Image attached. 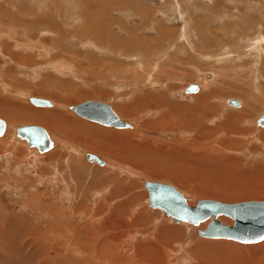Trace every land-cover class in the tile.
Returning <instances> with one entry per match:
<instances>
[{
	"label": "rangeland",
	"instance_id": "obj_1",
	"mask_svg": "<svg viewBox=\"0 0 264 264\" xmlns=\"http://www.w3.org/2000/svg\"><path fill=\"white\" fill-rule=\"evenodd\" d=\"M258 32L264 35V0H0V117L7 123L0 135V264H136L147 254L138 250L142 241L163 251V264H209L229 250L264 248V240L200 236L195 229L204 230L211 218L176 223L150 206L144 186L171 184L191 205L264 201V127L255 124L264 113V75L254 73L264 60L250 63L249 49ZM228 47L237 63L230 55L217 60ZM191 83L199 91L186 93ZM35 97L53 105H35ZM229 97L240 98L242 107L228 106ZM86 100L111 104L132 127L103 125L70 108ZM249 105L256 110L250 113ZM61 107L54 122L76 135L41 116ZM28 124L46 128L57 146L38 153L16 138ZM208 188L215 193L206 194ZM216 242L236 248L221 250Z\"/></svg>",
	"mask_w": 264,
	"mask_h": 264
},
{
	"label": "water",
	"instance_id": "obj_2",
	"mask_svg": "<svg viewBox=\"0 0 264 264\" xmlns=\"http://www.w3.org/2000/svg\"><path fill=\"white\" fill-rule=\"evenodd\" d=\"M198 89L199 86L193 84L186 88V92H195ZM31 101L35 105L50 106L52 104L50 100L39 97L31 98ZM229 102L240 105L239 101L229 100ZM71 108H74L78 115L103 125L117 128L132 126L115 112L111 104L106 102L86 100ZM257 124L264 126V115L259 117ZM5 129L6 123L0 118V135ZM17 134L26 139L30 146H37L41 151L51 148L52 140L43 126L23 125L17 129ZM87 156L89 160H95L100 164L105 163L93 153H88ZM144 186L149 192L150 206L161 209L175 222L198 224L211 217V221L204 230H197L203 237L227 238L243 243L259 242L264 238V201L225 203L215 199H201L196 205H190L183 192L171 184L146 180ZM221 214L233 218V225L219 220L218 216Z\"/></svg>",
	"mask_w": 264,
	"mask_h": 264
},
{
	"label": "bare ground",
	"instance_id": "obj_3",
	"mask_svg": "<svg viewBox=\"0 0 264 264\" xmlns=\"http://www.w3.org/2000/svg\"><path fill=\"white\" fill-rule=\"evenodd\" d=\"M59 2V1H58ZM132 4L133 3H129V1L126 3H124V5H128V6H132ZM124 7V6H123ZM132 8H133V6H132ZM140 7H137V9L139 10V11H141L142 13H143V16L146 14V15H148L147 13H149V12H147L146 13V11L145 10H147V9H144V8H140ZM126 9V8H125ZM134 9V8H133ZM133 9H131V10H133ZM153 14H154V11H153ZM246 16V15H245ZM153 21V20H152ZM187 25V24H186ZM185 29V28H184ZM188 31V30H187ZM186 32V31H185ZM173 33H175L174 31H173ZM187 33L189 34V32H186V35H187ZM259 33V32H258ZM258 33H256V36H254L253 38H251L250 37V44H249V49H250V52H251V54L253 55V59H252V61L250 62V63H253L254 61H258V60H261V59H263L264 60V35H261L260 33L258 34ZM168 34V33H167ZM185 35V36H186ZM108 36H111V34H109L108 33ZM168 36H170V34L168 35ZM172 36V35H171ZM188 36H190V39H191V34H189V35H187L186 37H185V39L187 38V40H188ZM165 37V36H164ZM166 37H167V35H166ZM153 39V38H152ZM152 39H148V42L150 41V40H152ZM171 39V38H170ZM249 39V38H248ZM48 40V39H47ZM108 40L109 41H111L112 43H117V44H121V43H125V44H127V45H129V41H123V40H116V39H112V38H109L108 37ZM154 40H156V38H154ZM116 41V42H115ZM134 41V40H133ZM44 42H47V41H45L44 40ZM155 42V41H154ZM151 43V42H150ZM209 43V42H208ZM146 44V50H148V47L149 46H151L149 43H145ZM198 44V43H197ZM244 44V43H243ZM127 45H122L121 47H124L123 49V53H128V55H129V58L130 57H132L133 55H130L129 53H132L133 51H132V49L131 50H128V48L127 47H125V46H127ZM203 45V44H202ZM247 45V43L245 44V46H242V48L243 47H247L246 46ZM130 46V45H129ZM148 46V47H147ZM201 46V45H200ZM127 48V49H126ZM153 48H155V47H153ZM229 48V47H228ZM152 49V48H151ZM204 49V46H203V48H202V50ZM224 49V50H223ZM222 49V52L221 53H219V54H217V55H223L224 57H217V60H221L222 58V60H224L225 59V57H227L228 58V55H230V56H235L234 55V53L230 50V48H229V50H227L228 52H227V54H226V52H225V48H223ZM244 49V48H243ZM243 49H240V48H238V50L237 51H239V50H243ZM150 50V49H149ZM245 50V49H244ZM147 52V51H146ZM224 52H225V54H224ZM207 53V52H206ZM246 53V52H245ZM215 54V53H214ZM213 54V55H214ZM247 54V53H246ZM246 54H244V55H246ZM209 55V54H208ZM216 55V56H217ZM241 55V54H240ZM203 56V55H202ZM242 56V58H243V55H241ZM215 57V56H214ZM255 57H257L256 58V60H255ZM204 58H206L205 56H204ZM230 58V57H229ZM236 57H234V59H235ZM244 58H245V56H244ZM226 60V59H225ZM235 62H236V59H235ZM187 63V62H186ZM237 63V62H236ZM257 64V63H256ZM251 66V65H250ZM251 67H249V69H250ZM257 68H259V66L257 67ZM258 70H260L259 72H261V73H263V75H264V63L263 64H261L260 65V69H257V70H255V72L254 73H256ZM259 75H260V73H258ZM257 74V76L258 77H261V76H259ZM256 75V74H255ZM263 75H262V77H263ZM254 77H256V76H254ZM193 84H197L198 86H199V89H200V84L199 83H191L190 85H193ZM189 85V86H190ZM262 85V84H261ZM170 87V86H169ZM188 87V86H187ZM187 87H185V92H186V88ZM199 89L197 90V91H199ZM259 90V89H258ZM264 90V89H263ZM197 91H195V92H197ZM212 91V90H211ZM213 91H215V90H213ZM212 91V93L210 94V97H211V95L212 94H215V92H213ZM261 91V90H260ZM195 92H189V93H195ZM186 93H188V92H186ZM165 94V93H164ZM164 94H162V96L164 95ZM263 95V94H262ZM165 96V95H164ZM148 97L149 98H155L154 97V95L152 94V93H149L148 94ZM208 98H209V95L207 96ZM166 98V97H165ZM229 100H235V101H239L240 102V105H235V104H232V103H230L229 102ZM226 104L228 105V106H235V107H242V105H243V101L240 99V98H237V97H229V98H227L226 99ZM52 103V102H51ZM205 103V102H204ZM207 104V103H206ZM255 104H256V102H255ZM255 104H254V106H255ZM51 105H53V104H51ZM258 105V104H257ZM205 106V105H204ZM254 106H252V105H249L248 106V108H249V112L250 113H252L254 110L253 109H255V107ZM260 106V105H259ZM161 107V106H160ZM188 107V106H187ZM71 108V107H70ZM199 108V107H198ZM257 108V107H256ZM63 108L61 107V108H55V109H51V110H48V111H43L42 113L43 114H41V116H43V117H45L46 118V116L47 117H50L51 118V124H52V122L54 123L53 124V127L55 128V129H60V130H62V132H67L68 133V131H70V133H72V128H70L69 126H66V127H63L62 125H60V124H57V123H55L54 121L56 120V118H57V114L56 113H62V110ZM71 109H73L74 110V108H71ZM256 110V109H255ZM202 111V110H201ZM19 113V115H22V116H26V117H34V116H30V114L28 113V112H18ZM26 113V114H25ZM53 113H55L53 116H52V114ZM249 113V114H250ZM39 113H37V115H38ZM58 114V115H59ZM249 114H247V115H249ZM36 115V116H37ZM137 115V114H136ZM262 115H264V113L262 114ZM39 116V115H38ZM41 116H39V117H35V118H32V120H36V123L38 122V121H41L42 119V117ZM63 116V115H62ZM261 116V115H260ZM259 116V117H260ZM202 117V116H201ZM249 117V116H248ZM259 117H258V119H259ZM1 118V117H0ZM45 118H43V119H45ZM64 118L66 119V118H68V117H66V114H64ZM63 118V119H64ZM203 118V117H202ZM3 119V118H2ZM13 119H14V121H15V119L16 120H19L20 119V117H13ZM59 119V118H58ZM63 119H62V123L61 124H63V125H65L64 123H63ZM200 119V118H199ZM231 119H232V117H231ZM258 119H257V121H258ZM4 120V119H3ZM5 121V120H4ZM12 121V120H11ZM67 121V120H66ZM74 121V120H73ZM231 121V120H230ZM257 121H256V123L255 124H257ZM34 122V121H33ZM49 122V121H48ZM6 123V122H5ZM40 123V122H39ZM74 125H79V128L78 129H80V128H82V127H84L83 125L85 124H83V123H79V122H75L74 121ZM28 125H32V124H28ZM33 125H36V124H33ZM68 125V124H67ZM41 126V125H40ZM95 126V125H94ZM257 126L258 127H261V125H258L257 124ZM6 127H7V123H6ZM90 128H94V127H92V124L89 126ZM88 126H86V128L88 129L89 128ZM132 127V126H131ZM262 127H264V126H262ZM19 128V127H18ZM17 128V129H18ZM130 128V127H129ZM46 129V128H45ZM77 129V130H78ZM83 129V128H82ZM47 130V129H46ZM75 130V129H74ZM76 130V131H77ZM64 132V133H65ZM109 133H111V135L112 136H115V137H118V138H128L129 136H130V134L128 135L127 133H120V132H118V131H108ZM118 132V133H117ZM61 133V132H60ZM75 135H76V133L75 132H73ZM72 133V134H73ZM264 133V132H263ZM50 134V133H49ZM80 134H81V132H80ZM68 135H71V134H69L68 133ZM17 137L16 138H19L20 140L21 139H23V138H21L19 135H16ZM78 136V135H77ZM264 136V135H263ZM50 138H51V140H52V145H51V148L52 147H54V146H57V142L51 137V135H50ZM26 140V139H25ZM5 141V140H4ZM27 141V140H26ZM28 143V142H27ZM103 143V142H102ZM2 146V145H1ZM30 146V145H29ZM102 146H104V145H102ZM36 148H37V150H38V153H40V152H45V151H48V150H50V149H48V150H45V151H41L37 146H35ZM101 147V146H100ZM105 147V146H104ZM113 147V146H112ZM55 149V148H54ZM108 149H110V148H108ZM33 150V149H32ZM109 151V150H108ZM105 152V151H104ZM106 153V152H105ZM110 153V152H109ZM108 153V154H109ZM88 154V153H87ZM87 154H86V156H87ZM94 154V153H93ZM103 154V153H102ZM107 154V153H106ZM105 154V155H106ZM34 155H36V154H34ZM96 155V154H95ZM97 156V155H96ZM109 156V155H108ZM37 157V156H36ZM99 157V156H98ZM100 158V157H99ZM87 159H88V156H87ZM103 159V158H102ZM89 160V159H88ZM89 161H94V162H96L95 160H89ZM96 163H98V162H96ZM98 164H100V163H98ZM100 165H106V162L104 163V164H100ZM218 184V183H217ZM221 185V184H220ZM222 186V185H221ZM208 189H210L211 191H208V192H206V194L207 193H211V194H213V192L215 193V191H213L211 188H208ZM205 191V190H204ZM222 191V190H221ZM228 192V191H227ZM222 193V192H221ZM228 194V193H227ZM231 194V193H230ZM251 194V193H250ZM249 194V195H250ZM256 196V195H255ZM209 198V197H208ZM218 198V197H217ZM250 201H263V200H250ZM187 202L189 203V201H188V199H187ZM242 202H244V201H242ZM132 203V202H131ZM190 204V203H189ZM191 205V204H190ZM55 208V207H54ZM142 210V209H141ZM140 212V211H139ZM147 213H148V211H146ZM145 212V213H146ZM1 214V213H0ZM141 214V213H140ZM5 215V214H4ZM147 216L149 215V214H146ZM109 216H110V214H109ZM136 216V215H135ZM141 216H142V214H141ZM144 216V215H143ZM142 216V217H143ZM146 216V217H147ZM164 216H166V217H168L167 215H165L164 214ZM226 216V217H225ZM111 217V216H110ZM110 217H109V219H110ZM131 217V216H130ZM169 217H171V216H169ZM172 218V217H171ZM209 218H211V217H209ZM208 218V219H209ZM137 219V218H136ZM139 219H140V217H139ZM145 219H147V218H145ZM173 219V218H172ZM207 219V220H208ZM218 219L219 220H221L222 222H224L225 224H228V225H233V221L231 220V218H229V217H227V215H222L221 214V216H218ZM233 219V218H232ZM115 220V219H114ZM108 221H110V220H108ZM116 221V220H115ZM167 221H169V219L167 220ZM174 221V220H173ZM204 221H206V220H204ZM204 221H202V222H204ZM111 222H112V220H111ZM124 222V221H123ZM175 222V221H174ZM202 222H200V223H202ZM114 223V222H113ZM126 223V222H125ZM176 223H180V222H176ZM188 223V222H187ZM200 223H198V224H200ZM127 224V223H126ZM125 224V225H126ZM188 224H191V223H188ZM111 225V224H110ZM194 225V224H193ZM191 226V225H190ZM116 227H118L119 228V225L118 226H116ZM116 227L114 226V228L116 229ZM122 227V226H121ZM120 227V228H121ZM161 227V226H160ZM159 227V228H160ZM166 227H168V226H166ZM109 228V227H108ZM112 228H113V226H112ZM170 228H172V229H175V230H179V226L177 227H175V226H171ZM162 229H163V227H162ZM114 230V229H113ZM117 230V229H116ZM170 230V229H169ZM188 230H189V228H188ZM191 230L192 229H190V237H191V234H192V232H191ZM126 231V230H125ZM128 231V230H127ZM160 231H161V229L159 230V233L158 234H160ZM163 231V230H162ZM171 231H173V230H171ZM180 231V230H179ZM195 231H197V229H195ZM114 233V232H113ZM122 233V232H121ZM120 233V234H121ZM157 233V232H156ZM156 233H155V235H156ZM124 234V233H123ZM122 234V235H123ZM126 234V233H125ZM94 235V234H93ZM161 235H162V233H161ZM134 236V235H133ZM133 236H132V238H133ZM136 236V235H135ZM201 236V235H200ZM89 237V236H88ZM117 237H120V236H118V234H117ZM110 238V237H109ZM150 238V237H149ZM210 238V237H209ZM107 239V238H106ZM111 239H112V237H111ZM113 239L115 240V236L113 237ZM126 239H128V238H126ZM156 240H157V238H155ZM154 239V240H155ZM164 239V238H163ZM188 239V238H187ZM216 239H220V238H216ZM224 239V238H223ZM227 239V238H226ZM89 240V239H88ZM105 240V239H104ZM109 240V239H108ZM141 240H143V239H141ZM140 240V241H141ZM160 240H161V237H160ZM166 240V239H165ZM190 240V239H189ZM232 240V239H231ZM264 240V239H263ZM262 240V241H263ZM90 241V240H89ZM101 241H102V239H101ZM100 240H99V242H101ZM106 241V240H105ZM126 241V240H125ZM163 241V240H162ZM199 241V240H198ZM123 242V241H122ZM143 242V241H142ZM142 242H140V243H138V250H139V252H140V250H142L141 249V247L142 248H144V249H147L145 252L147 253L146 255H138L139 257H138V263H136V264H140L139 262L141 261V260H145V261H147L148 263L149 262H153V261H156L157 263L158 262H161V264H163V262H164V260H165V257H166V255H163V251L162 250H160V248H159V250H156V251H154V250H152V249H154L153 248V246H155V244H152L153 246L151 247V245H149V242H147V245L146 244H144V243H142ZM201 242V241H200ZM204 242V241H203ZM203 242H201V243H203ZM88 243V242H87ZM95 243V242H94ZM107 243V242H106ZM153 243V242H152ZM160 243V242H159ZM201 243H198V245L199 244H201ZM204 243H206V241L204 242ZM208 244H213V243H211V242H207ZM162 244V243H161ZM164 244V243H163ZM219 244V243H218ZM224 244V243H223ZM94 245H96V244H94ZM137 245V244H136ZM186 245L188 246V243H186ZM214 245H216V247L218 246V247H221V250H223V249H225V251H226V248H230V247H232V248H236V247H233L232 245H226V244H224V245H221V244H219V245H221V246H219V245H217V242H216V244H214ZM254 246V245H253ZM262 246V245H261ZM260 246V247H261ZM156 247V246H155ZM162 247V246H161ZM165 247V246H164ZM166 247H168V246H166ZM172 247V246H171ZM213 248V247H212ZM169 249V248H168ZM217 249V248H216ZM219 250H220V248H218ZM241 251H239L238 252V248H236V250L233 252V250H229L228 252L229 253H227L226 255H227V257L225 258V257H220V259H218V261H212V260H210L208 263L209 264H264V248H252L251 246L249 247H241ZM99 250V249H98ZM136 250V249H135ZM170 250V249H169ZM172 250H173V248H172ZM161 252V254L160 255H158L157 257H155V253L156 252ZM209 251V250H208ZM172 252V251H171ZM210 252V251H209ZM221 252H223V251H221ZM99 253V252H98ZM108 253V252H107ZM152 253H154V257L152 258L151 257V254ZM182 253V252H181ZM136 254V253H135ZM171 254V253H170ZM173 254V253H172ZM210 254H211V252H210ZM208 255V254H207ZM168 256H170V255H168ZM212 256V255H211ZM222 256V255H221ZM134 257V256H133ZM171 257V256H170ZM214 257H216L215 255H214ZM104 258V257H103ZM135 258V257H134ZM172 258V257H171ZM182 259H186V256L185 255H183L182 257H181ZM203 258H206V257H203ZM111 259V258H110ZM137 259V258H136ZM167 259H168V257H167ZM174 259H176V258H174ZM201 259H202V257H201ZM118 260V259H117ZM127 260V259H126ZM169 260H170V258H169ZM99 261V260H98ZM165 261H167V260H165ZM100 262V261H99ZM123 262V261H122ZM127 262V261H126ZM179 262V261H178ZM143 264V263H142ZM151 264H154V263H151ZM165 264V263H164ZM201 264H203V263H201ZM205 264V263H204Z\"/></svg>",
	"mask_w": 264,
	"mask_h": 264
},
{
	"label": "crops",
	"instance_id": "obj_4",
	"mask_svg": "<svg viewBox=\"0 0 264 264\" xmlns=\"http://www.w3.org/2000/svg\"><path fill=\"white\" fill-rule=\"evenodd\" d=\"M188 85H189V84H188ZM188 85H187V86H188ZM187 86H186V87H187Z\"/></svg>",
	"mask_w": 264,
	"mask_h": 264
},
{
	"label": "snow or ice",
	"instance_id": "obj_5",
	"mask_svg": "<svg viewBox=\"0 0 264 264\" xmlns=\"http://www.w3.org/2000/svg\"><path fill=\"white\" fill-rule=\"evenodd\" d=\"M262 239H264V238H262Z\"/></svg>",
	"mask_w": 264,
	"mask_h": 264
}]
</instances>
